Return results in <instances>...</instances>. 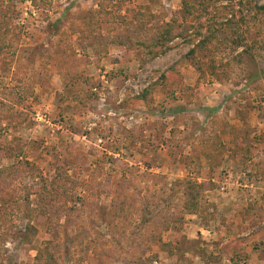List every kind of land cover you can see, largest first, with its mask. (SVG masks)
<instances>
[{
	"label": "rangeland",
	"instance_id": "obj_1",
	"mask_svg": "<svg viewBox=\"0 0 264 264\" xmlns=\"http://www.w3.org/2000/svg\"><path fill=\"white\" fill-rule=\"evenodd\" d=\"M0 264H264V0H0Z\"/></svg>",
	"mask_w": 264,
	"mask_h": 264
}]
</instances>
